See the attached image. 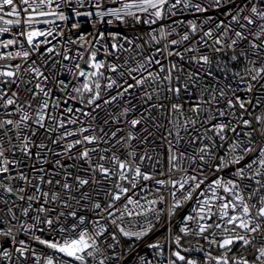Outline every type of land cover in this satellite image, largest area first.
Listing matches in <instances>:
<instances>
[{"label":"snow or ice","instance_id":"snow-or-ice-1","mask_svg":"<svg viewBox=\"0 0 264 264\" xmlns=\"http://www.w3.org/2000/svg\"><path fill=\"white\" fill-rule=\"evenodd\" d=\"M210 10L224 18L198 23ZM129 19L147 32L95 27ZM214 63L234 85L220 86ZM137 92L141 110L129 118ZM122 99L117 116L109 109ZM153 109L176 137H160L163 166L147 127L149 120L162 127ZM121 117L127 132L112 127ZM181 131L189 136L183 149ZM33 158L41 166L33 162L30 176L24 168ZM187 237L197 245L185 247ZM30 257L34 264H264V0H0V264Z\"/></svg>","mask_w":264,"mask_h":264},{"label":"built area","instance_id":"built-area-1","mask_svg":"<svg viewBox=\"0 0 264 264\" xmlns=\"http://www.w3.org/2000/svg\"><path fill=\"white\" fill-rule=\"evenodd\" d=\"M83 10H86V9H82ZM186 15V18L188 19H196V16H192V15H189V14H185ZM205 15H209V16H214V17H218L220 19H223V15H222V12H217L215 10H210L207 14H199V20L197 21L198 23L200 21H202L204 19V16ZM76 22L75 18H73L72 20H70L68 22V26H70L71 23H74ZM80 22L82 24V30L87 32V31H91L92 30V22L89 21L88 19L86 18H80ZM227 22V21H226ZM58 23H61V22H58ZM132 24L131 20L129 19V23L128 24H119V23H115L113 25H107V24H95V27L96 28H99L101 31H104V32H123L125 33L126 35H128L129 37H132L134 35H138L140 34L141 31L143 32H147V26L146 25H138V26H130ZM41 27H43V25H41ZM153 27H158V25H154ZM205 29H207L208 27H214V24H206L205 26ZM14 31H17V29H14ZM64 31L66 33V36L72 38V39H75V35L73 34L75 32V30H73V32H69L68 31V27H64ZM180 31L182 32L183 31V27L180 28ZM3 39H9L11 38V34H6L4 37H2ZM147 37L145 36V39ZM171 38H176L175 36L171 37ZM51 39V38H49ZM53 43H58L62 46L63 44V38H58L57 41H53ZM246 47V45L244 46ZM242 49L241 48H236L235 51H236V54L238 55L239 52L241 51ZM76 51V46H72L71 47V52H70V55L74 54ZM206 51V50H205ZM232 55V50H228L227 52V55L225 56H222L221 59L224 61V62H228V57ZM249 58L251 59H255L254 56H251V54H249ZM33 59H39L37 56H33ZM57 60L61 59L60 57H56ZM187 59V57L185 58ZM64 64H69L68 61H63ZM246 63L245 60H243V58L241 59V62L236 65L235 67V70L236 71H241L244 64ZM70 66V65H69ZM191 69L192 71H202L201 69H199V67L197 65H187L185 64V69L188 70V69ZM212 71L214 72L215 76L219 79V82H220V86H224L225 84L227 83H233L234 85V77L232 76L231 72H228L227 74L225 73H222L220 71L217 70L216 68V65L215 63L213 64L212 66ZM47 74V73H46ZM225 75L227 76V79H225ZM61 78H64V79H69L70 78V75L67 74V73H62L61 74ZM15 86H13L14 88ZM195 91H199L198 89H196ZM112 94H115L114 92ZM56 95L58 96H61L63 97L65 94L64 93H60V92H56ZM229 95H231V93L229 92ZM139 96H140V93L137 92L136 93V98L135 99H131V103L134 104V105H137V112L136 113H132L130 114L129 118H133L135 115H137L139 113V111L141 110V107H140V100H139ZM25 98V94L24 93H21V99L23 100ZM125 99H130L128 97H126ZM173 102H178L176 100H173ZM78 106V105H77ZM127 106L125 104V100L122 99L118 102H116L113 106L110 107V111L119 116V113L120 111L125 107ZM35 107V105H34ZM221 107H223V101H221ZM152 114L153 116H155L157 118V121L158 123L162 126L158 129L156 128H153L152 127V121L149 120L148 121V124H147V127L149 128L150 131H152L156 137L155 141H154V144L153 146L155 147L156 151L154 153H152L153 155H155L156 153H159L160 154V159H161V166H163L164 164V160L166 158V154H167V145L166 143L160 139V137H165L167 140H172L173 142L176 141V137L175 135L173 136H167V132H166V128H171L172 125L168 124V119L164 116H162L159 112H157L155 109L152 110ZM105 115V112L104 111H101L100 113V116L101 118H103ZM99 122V121H98ZM71 127H75V126H71ZM113 128L115 127H122L124 128L125 132L128 131V127L126 124L123 123V117L120 118V122L117 123V124H113L112 125ZM107 130V128L105 129ZM97 131H99L97 129ZM180 135L183 137V139L179 142V144H177V147L183 149L186 144L185 142L189 139V136L187 134H185L183 131H181ZM45 136V132L44 130H40V132L38 133L37 137L35 138L37 141H39L40 139H43ZM49 147H55L51 144H49ZM59 150V149H57ZM37 151V149L33 148V152ZM17 155L19 156L20 153H17ZM47 159L49 161H51L53 159V157L51 156V154L48 155ZM35 162L36 163V166L37 167H40V163L38 161H35V158H33L32 161H26V164L28 165L27 167L24 168V170L26 172H28V174L30 176L34 175L35 173H33L30 169H31V164ZM45 168H51V164H46V165H43ZM61 175H62V172H61ZM57 179L60 178V176H57L56 177ZM46 187V186H45ZM165 196H167V193L164 192V193H161ZM191 205H187L186 207H190ZM183 209L179 210L178 213H177V217H176V220H177V224L179 223V217L180 215L183 214ZM43 219V217H42ZM31 222V221H29ZM164 222V218L162 217V220H161V223ZM69 223H71V220H69ZM39 227H45L43 224H41ZM159 227V226H158ZM177 231V228L174 226L173 227V233H175ZM166 233H161V237L162 235H165ZM30 235H24L23 233H21L19 235V239H23V240H26V241H29L30 243V246L35 249L38 253L40 252H47L49 254H51V250L49 249H45L44 246L42 245H39L37 242L33 241V240H30ZM36 235H41L43 236V238H50V235L49 233H41V232H36ZM199 244L203 245L204 248H208V244L203 241V240H200L199 241ZM197 245V238L196 237H187L184 241V246L185 247H192V246H195ZM125 247H127V245L125 244L124 245ZM141 254H143V250L141 251ZM219 254V250H214L213 251V255H218ZM245 255V256H248L249 259H252V256L249 255L248 252H243V253H240V252H237L236 255ZM194 256L196 255H199L197 253H193ZM27 264H34V260L30 257L29 260L27 261Z\"/></svg>","mask_w":264,"mask_h":264}]
</instances>
